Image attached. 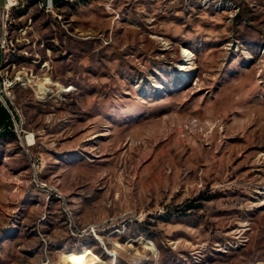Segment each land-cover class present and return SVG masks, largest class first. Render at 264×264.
Returning a JSON list of instances; mask_svg holds the SVG:
<instances>
[{"label": "rangeland", "instance_id": "374dc122", "mask_svg": "<svg viewBox=\"0 0 264 264\" xmlns=\"http://www.w3.org/2000/svg\"><path fill=\"white\" fill-rule=\"evenodd\" d=\"M0 96V264H264V0H0Z\"/></svg>", "mask_w": 264, "mask_h": 264}, {"label": "trees", "instance_id": "16d2710c", "mask_svg": "<svg viewBox=\"0 0 264 264\" xmlns=\"http://www.w3.org/2000/svg\"><path fill=\"white\" fill-rule=\"evenodd\" d=\"M59 1L61 0H52L53 4H56ZM73 1L77 2V0H73ZM4 101L6 102V106L8 107V109H10V106L7 103V101L6 100ZM7 107H5L0 102V135L11 133V131L13 130V121L11 119V115ZM12 114H13V118L15 119V115L13 112ZM199 204L200 203H187V204H184L183 207L176 208L175 211L177 212V214L183 215L185 214L186 209L194 207V206H199Z\"/></svg>", "mask_w": 264, "mask_h": 264}, {"label": "bare ground", "instance_id": "6f19581e", "mask_svg": "<svg viewBox=\"0 0 264 264\" xmlns=\"http://www.w3.org/2000/svg\"><path fill=\"white\" fill-rule=\"evenodd\" d=\"M183 52L185 54L188 53V51L186 49H183ZM115 246H119V245L115 244ZM145 246L147 248L153 249L152 243L149 240L145 241ZM113 253H114V251H113ZM64 264H102V260L97 255L93 254L90 251H87L81 256L66 255V261Z\"/></svg>", "mask_w": 264, "mask_h": 264}, {"label": "built area", "instance_id": "2783aa9c", "mask_svg": "<svg viewBox=\"0 0 264 264\" xmlns=\"http://www.w3.org/2000/svg\"><path fill=\"white\" fill-rule=\"evenodd\" d=\"M15 3H18V2H17L16 0H11V1H10V0H4V7L11 6L12 4H15ZM39 4H40V5H44V8H45L46 10H49V11L52 10V0H39ZM0 102H1L5 107H7L6 104H5V101H4L3 98H2V96H0ZM7 109H8V107H7ZM8 111H9V113H10V115H11V119H12L13 123H15V120H14V118H13V114H12L11 110L8 109Z\"/></svg>", "mask_w": 264, "mask_h": 264}, {"label": "crops", "instance_id": "0c3cea01", "mask_svg": "<svg viewBox=\"0 0 264 264\" xmlns=\"http://www.w3.org/2000/svg\"><path fill=\"white\" fill-rule=\"evenodd\" d=\"M17 2H19V1H22V0H16ZM22 4V3H21ZM12 5H14V4H12Z\"/></svg>", "mask_w": 264, "mask_h": 264}]
</instances>
